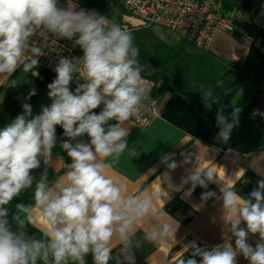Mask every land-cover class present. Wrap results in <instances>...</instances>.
<instances>
[{
    "label": "clouds",
    "instance_id": "obj_1",
    "mask_svg": "<svg viewBox=\"0 0 264 264\" xmlns=\"http://www.w3.org/2000/svg\"><path fill=\"white\" fill-rule=\"evenodd\" d=\"M49 34L73 41L83 55L59 60L56 77L47 85L50 106L29 119L32 108L24 103L23 113L0 130V264H86L89 254L93 264H109L114 258L116 264H137L138 251L146 244L165 245L173 231L168 214L156 203L168 193L145 187L130 194L126 182L109 174L125 152L136 156V150L129 148V128L124 125L141 118L148 93L144 65L138 59L140 50L126 27L94 10L77 11L70 0L67 9L59 7L58 0H0V76L9 78L6 87L16 88L28 73L39 76L38 58L44 51L33 37L46 43ZM21 66V74L12 78ZM74 78L77 87L73 92L70 83ZM201 93L204 99L219 103L211 85L202 86ZM35 94L32 89L25 99ZM101 105L96 114L93 110ZM240 112L235 107L229 120L223 107L218 108L216 123L223 143H228L238 126ZM56 126L68 138L60 146L71 163L61 160L65 171L53 181L47 167L37 179L32 172L40 168L41 158L46 166L51 164ZM163 162L171 170L178 167L174 161ZM189 162L186 158L183 163ZM216 175L211 167L201 168L199 163L182 177L180 187L190 183L185 195L191 196L197 185L207 189L209 183H218ZM29 189L32 202L14 206L12 219L19 226L14 232L8 206ZM219 191V196L204 191L201 200L222 199L225 214H230L228 231L235 237V247L227 240L210 248L191 241L183 245L187 252L191 249V258L182 256L177 264H237L238 254L249 264H264V179L248 198L226 184ZM38 215L46 225L39 238L28 236L26 228ZM149 218L155 223L138 235V226ZM249 233L259 234L254 247L248 243Z\"/></svg>",
    "mask_w": 264,
    "mask_h": 264
},
{
    "label": "crops",
    "instance_id": "obj_2",
    "mask_svg": "<svg viewBox=\"0 0 264 264\" xmlns=\"http://www.w3.org/2000/svg\"><path fill=\"white\" fill-rule=\"evenodd\" d=\"M219 1L227 13L241 17L256 39L264 41V0ZM70 3L75 4L77 11L94 10L117 23H121L126 15L118 0H70ZM58 6L67 9L69 0H58ZM152 26L160 25L134 26L130 32L136 30L138 35L140 32L137 31ZM160 27L165 31L158 36L157 42L163 49H158L151 58L140 51L138 59L144 65L142 75L148 93L160 103L162 114L147 127L131 120L125 123L124 126L129 128L128 145L136 150V156L125 152L109 173L126 182L130 194L145 187L154 193H168L156 203L168 214L166 218L173 231L165 245L146 244L138 251L137 264H177L182 256L191 258V249L187 252L183 248L191 241L210 248L227 240L235 247V237L228 231L230 214H225L222 199L202 201L201 195L204 191H214L219 196V189L226 184L234 186L243 198H248L257 188L258 181L264 179V52L238 32L220 30L209 49H200L180 34ZM137 35H133L134 39ZM37 70L39 76L26 74L16 88L6 87L9 78L0 76V93L3 94L0 119L6 120L7 124L23 113L24 103L32 108L29 119L52 103L47 85L55 79L56 73L39 63ZM21 72L22 66L12 78ZM209 85L213 96L218 95L219 103L204 99L202 86L206 89ZM76 87L72 81L70 90L74 92ZM32 89L36 94L25 99ZM220 107L229 120L233 109L241 108L238 126L233 128L228 143H223L218 135L216 114ZM93 111L99 114L101 109ZM56 136L51 164L46 166L41 158L40 168L32 172L37 179L47 167L48 178L53 181L65 171L60 161L71 163V158L60 146L68 139L62 127L56 126ZM84 139L90 142L87 135ZM186 158L190 161L187 164L183 163ZM165 159L169 163L174 161L178 167L169 169L163 162ZM199 163L201 168L211 167L216 172L218 183H209L207 189L197 185L191 196H186L191 184L181 188L182 177L199 167ZM31 197L32 190L29 189L15 200L29 203ZM154 223L151 218L147 219L138 226L137 234L141 235ZM31 225L40 230L46 221L38 215ZM241 226L246 227L243 222ZM10 227L14 232L19 231L15 222ZM26 231L31 236L28 227ZM258 242L259 234L249 233L248 243L254 247ZM115 250L116 247L114 255ZM236 260L237 264H249L242 254H238ZM112 261L116 264L115 258Z\"/></svg>",
    "mask_w": 264,
    "mask_h": 264
},
{
    "label": "built area",
    "instance_id": "obj_3",
    "mask_svg": "<svg viewBox=\"0 0 264 264\" xmlns=\"http://www.w3.org/2000/svg\"><path fill=\"white\" fill-rule=\"evenodd\" d=\"M126 11L124 20L119 23L129 31L134 26L160 25L180 34L187 42L200 49H209L216 33L220 30L238 32L256 44L264 52V41L256 39L246 28L240 16L231 15L223 8L219 0H118ZM130 19L133 22H130ZM33 42L43 47L44 55L38 63L54 70L59 60L74 59L83 55V50L73 41L56 38L49 34L45 43L34 36ZM73 82L77 85V79ZM83 83V80L79 81ZM102 110L103 105L98 107ZM162 114L160 103L147 93L139 120L135 124L147 127Z\"/></svg>",
    "mask_w": 264,
    "mask_h": 264
},
{
    "label": "rangeland",
    "instance_id": "obj_4",
    "mask_svg": "<svg viewBox=\"0 0 264 264\" xmlns=\"http://www.w3.org/2000/svg\"><path fill=\"white\" fill-rule=\"evenodd\" d=\"M163 31H165V29L160 26H152L137 31L140 32L137 35L135 30L132 33L135 36L137 35V38L134 39L135 45L141 52H143L144 54L147 53L149 55V58H151V56H153V53L157 52L158 49H163L162 46L158 45L159 42H157L159 40L157 39L158 36Z\"/></svg>",
    "mask_w": 264,
    "mask_h": 264
},
{
    "label": "trees",
    "instance_id": "obj_5",
    "mask_svg": "<svg viewBox=\"0 0 264 264\" xmlns=\"http://www.w3.org/2000/svg\"><path fill=\"white\" fill-rule=\"evenodd\" d=\"M224 1L225 0H222V2H224ZM228 7H230V6L228 5ZM7 125L8 124H7L6 120L0 119V130H2ZM16 203H18V201L14 199V201L8 206L9 207L8 219H9L10 224L14 222L13 219H12V217H13L14 212H15V207L14 206H15ZM27 227H28L29 233L31 234L32 237L39 238V236L41 234L40 233V230H38L37 228H35L32 225H28ZM85 259H86V264H93V260H92L91 254H89L88 256H86ZM109 264H115V263L113 261H110Z\"/></svg>",
    "mask_w": 264,
    "mask_h": 264
}]
</instances>
